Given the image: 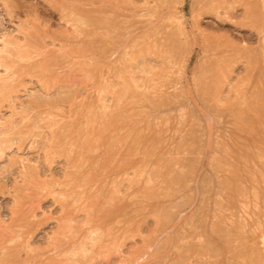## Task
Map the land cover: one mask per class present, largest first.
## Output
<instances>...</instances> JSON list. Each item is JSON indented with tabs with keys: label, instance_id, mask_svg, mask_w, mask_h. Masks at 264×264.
<instances>
[{
	"label": "rangeland",
	"instance_id": "1",
	"mask_svg": "<svg viewBox=\"0 0 264 264\" xmlns=\"http://www.w3.org/2000/svg\"><path fill=\"white\" fill-rule=\"evenodd\" d=\"M0 48V264H264V0H0Z\"/></svg>",
	"mask_w": 264,
	"mask_h": 264
},
{
	"label": "bare ground",
	"instance_id": "2",
	"mask_svg": "<svg viewBox=\"0 0 264 264\" xmlns=\"http://www.w3.org/2000/svg\"><path fill=\"white\" fill-rule=\"evenodd\" d=\"M88 18V17H87ZM0 50L2 51V49L0 48ZM126 54V53H125ZM209 64V63H208ZM1 80V79H0ZM150 84V83H149ZM117 86V85H116ZM156 86V85H155ZM126 89V88H125ZM121 92V91H120ZM148 92V91H147ZM100 98H101V96H100ZM257 100V99H256ZM255 100V101H256ZM148 122V121H147ZM88 126V125H87ZM73 137V136H72ZM59 139V138H58ZM53 140V139H52ZM136 151V150H135ZM228 156V155H227ZM219 159V158H218ZM161 165V164H160ZM159 165V166H160ZM191 165V164H190ZM213 167V166H212ZM161 168V167H160ZM228 173V172H227ZM183 174V173H182ZM136 177V176H135ZM159 177V176H158ZM145 193V192H144ZM174 194V193H173ZM139 197V196H138ZM200 220V219H199ZM230 220V219H229ZM86 221V220H85ZM231 222V221H230ZM215 227V226H214ZM212 230V229H211ZM242 230H243V228H242ZM231 234V233H230ZM219 235V234H218ZM92 239V238H91ZM94 239V238H93ZM261 239H262V242H263V244H264V233L261 235ZM238 240V239H237ZM237 249V248H236ZM173 250V249H172ZM93 251V250H92ZM253 252V251H252ZM90 253V252H89ZM260 256V255H259ZM254 257V256H253ZM256 257H257V255H256ZM11 259V258H10ZM257 260H260V258L259 259H257ZM256 260V261H257ZM259 262V261H258ZM255 263V262H254ZM264 263V262H263Z\"/></svg>",
	"mask_w": 264,
	"mask_h": 264
}]
</instances>
